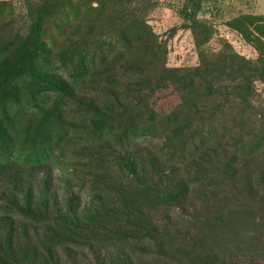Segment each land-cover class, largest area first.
I'll list each match as a JSON object with an SVG mask.
<instances>
[{
    "label": "rangeland",
    "instance_id": "374dc122",
    "mask_svg": "<svg viewBox=\"0 0 264 264\" xmlns=\"http://www.w3.org/2000/svg\"><path fill=\"white\" fill-rule=\"evenodd\" d=\"M32 1L39 0H0L19 21ZM149 1L144 13L166 46L167 66L192 69L220 51L250 60L258 56L230 21L264 14V0ZM252 85V105L228 101L217 118L233 127L243 114L250 136L253 114L264 102V80ZM149 101L165 114L180 97L168 86ZM228 136L239 142L242 133ZM71 137L45 164L0 168V264H264V182L254 176L264 153L238 152L232 163L237 176L228 179L218 170L229 154L223 142L200 163H176L157 138L128 153L115 151L108 140L96 144ZM118 156L131 159L134 170L161 168L168 182L183 185L182 192L173 198L166 189L115 190H124L134 172ZM27 211L45 220H27Z\"/></svg>",
    "mask_w": 264,
    "mask_h": 264
},
{
    "label": "trees",
    "instance_id": "16d2710c",
    "mask_svg": "<svg viewBox=\"0 0 264 264\" xmlns=\"http://www.w3.org/2000/svg\"><path fill=\"white\" fill-rule=\"evenodd\" d=\"M149 4V0L32 1L21 23L0 2V168L45 164L75 135L87 143L108 140L115 151L128 153L157 138L176 163H200L208 151L216 154L223 142L229 154L220 160L218 170L228 179L237 176L232 163L238 152L264 153V102L253 114L251 136L243 114L233 127L217 119L219 108L228 101L252 105V81L264 80V14H241L230 21L256 49L255 60L220 51L204 56L197 67L180 69L166 65V46L144 13ZM168 86L179 94L180 102L162 114L149 100ZM238 132L239 142L228 136ZM118 157L134 172L127 176L124 190L114 186L115 190L166 189L173 198L182 192L183 185L168 182L161 168L147 170L143 165L145 170H134L131 159ZM263 166L264 162L254 175L260 182ZM23 215L33 222L45 220L30 211Z\"/></svg>",
    "mask_w": 264,
    "mask_h": 264
}]
</instances>
